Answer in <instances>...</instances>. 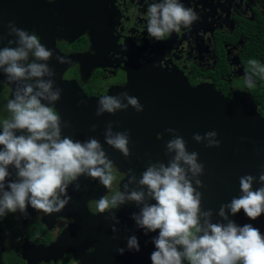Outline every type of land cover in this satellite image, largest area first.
I'll use <instances>...</instances> for the list:
<instances>
[{
  "label": "flooded vegetation",
  "instance_id": "obj_1",
  "mask_svg": "<svg viewBox=\"0 0 264 264\" xmlns=\"http://www.w3.org/2000/svg\"><path fill=\"white\" fill-rule=\"evenodd\" d=\"M158 2L160 0H27L30 12L27 30L35 31L41 43L53 52L47 63L55 72L54 88L62 92L60 100L51 106L61 117L62 136L85 141L88 137H79L78 129L84 132L93 129L88 119L97 116L98 102L84 100L81 93L100 99L111 90L128 85L131 78L144 77L151 69L148 66L181 75L191 88L199 87L201 93L212 88L226 99H237L247 109V116L254 115L255 109L264 120V74L255 73L249 64L254 60L264 66V0H179L197 18L192 25H182L179 31L166 33L159 41L147 31L148 8ZM71 55L77 56L76 61L69 62ZM57 56L66 62L59 63ZM248 76L253 79L252 87L247 84ZM15 87L0 78V128L3 120L11 119L7 103L14 98ZM121 103L126 104L127 100L121 98ZM125 113L126 110H122L98 117H105L107 126L112 124L113 132L119 117V132H125L122 121ZM256 134L260 138L236 140L235 158L243 156L246 142L264 144L263 124ZM101 145L112 163L111 187L106 188L98 179L81 176L69 186L67 192L71 200L61 211L46 213L28 206L24 212L17 210L0 217V264H80L85 256L95 264L98 240L114 246L106 251L107 257L114 255L117 248H123L124 254L119 255L121 260L126 258L127 220L133 221L131 216L138 212V207L126 203L116 210L110 207L100 213L97 204L101 197L111 200L113 195L123 191L128 174L139 176L147 164L141 163L142 172L138 173V154L128 159L105 142ZM260 162L264 164V158ZM9 171L10 179H15V170L10 167ZM204 179L208 182H203L201 189L214 199L213 222L226 223L217 213L222 204L241 194L239 181L216 185L219 179ZM75 183L80 184L79 191L74 190ZM260 186L258 183L257 188ZM135 187L130 185V189ZM102 214V219L97 217ZM112 214L119 223L110 219ZM237 215V220L229 218L238 225L246 224L243 210ZM247 223L256 226L252 220ZM100 224L103 225L102 235L98 232ZM113 225L118 230L116 233L112 231ZM103 260V256H98L99 263Z\"/></svg>",
  "mask_w": 264,
  "mask_h": 264
},
{
  "label": "clouds",
  "instance_id": "obj_2",
  "mask_svg": "<svg viewBox=\"0 0 264 264\" xmlns=\"http://www.w3.org/2000/svg\"><path fill=\"white\" fill-rule=\"evenodd\" d=\"M148 16V34L158 41L166 33L179 31L182 25H192L197 18L179 0L151 4ZM8 28V35L15 37L8 43L16 46L0 48V71L16 87L14 98L7 103L11 119L3 120L0 128V217L17 210L24 212L28 206L46 213L59 212L71 200L69 186L81 176L98 179L110 188L114 180L112 163L96 138L79 141L62 136L61 117L51 106L60 100L62 92L54 88L55 72L47 63L53 52L41 43L35 31L29 33L12 22ZM56 59L61 64L66 62L60 56ZM249 64L255 73L264 74V66L254 60ZM246 79L252 87V77ZM121 98L127 103H121ZM129 106L138 113L143 111L138 98L127 92L102 96L96 114H115ZM167 132L173 136L166 143V154L170 156L167 163L150 162L139 176L128 174L124 190L111 200L101 197L98 211L105 213L110 207L116 210L126 203H134L139 208L131 216L136 226L145 235L158 232L151 240L152 264H184V261L188 264H264V235L260 229L251 223L238 225L229 218L241 210L252 221L264 215V171L258 178L240 177L241 194L222 204L217 213L226 223L213 222V211H202V193L197 190L204 186L199 179L204 173L203 164L198 162L199 154L190 153L185 140L174 129ZM216 136V132H207L204 136L194 134L193 139L198 143L207 141L206 147H219ZM104 138L107 145L125 158L130 156L128 132H113L109 124ZM10 167L15 170V179H10ZM261 168L264 169V164ZM255 182L261 186L253 190ZM130 185L136 187L130 189ZM80 187L75 183L74 190L79 191ZM110 219L119 223L114 214ZM112 231H118L114 225ZM127 249L140 251L135 235L128 238ZM117 252L123 255L125 249L119 248Z\"/></svg>",
  "mask_w": 264,
  "mask_h": 264
},
{
  "label": "water",
  "instance_id": "obj_3",
  "mask_svg": "<svg viewBox=\"0 0 264 264\" xmlns=\"http://www.w3.org/2000/svg\"><path fill=\"white\" fill-rule=\"evenodd\" d=\"M26 3L27 0H10V2L9 0H0V36H3L0 48L16 46L8 43L12 38L15 39L8 35L10 22L14 23L16 27L28 31L30 12L27 11ZM76 58L77 56L71 55L68 60L74 62ZM148 67L151 69L145 72L144 77L131 78L128 85L123 88H115L107 95L117 96L121 92H127L130 96L138 98L139 103L143 106V111L139 113L129 106L125 116L122 117V121L125 122V132L129 133L131 154L128 159L135 158V155L138 154V173L142 172L141 163L147 165L150 162L167 163L170 159V156L166 154V143L173 138L172 134L167 132V129L171 128L185 140L190 153L197 152L199 154L198 162L204 166V173L199 177L202 182H208L204 177L219 179L220 181H213L216 185L224 183V181L238 182L239 178L244 175L258 178L264 171L260 162L264 158V144L246 142V148L241 158L234 157L233 148L236 140L240 137L260 138L256 134L259 125H264L260 114L254 109V115L247 116V109H244L237 99H226L212 88L201 93L199 87L191 88L187 81L177 73L153 66ZM2 77L7 81L6 76L0 71V78ZM81 95L84 100L90 103H96L99 100L95 97H87L82 93ZM88 121L91 128L95 125V130L84 132L83 129H78L79 137H93L104 144L107 119L93 116ZM80 127L83 126L80 125ZM115 132H119V117H117ZM207 132L217 133L216 139L220 142L219 147H206L207 141L198 143L193 139L194 134L204 136ZM232 159L236 162L234 163ZM257 184L258 182L253 184V190L257 188ZM197 190L202 193V210L215 209L212 205L214 199L208 197V192H203L201 188ZM97 217L102 219L103 214ZM230 217H236L237 220L238 215H230ZM244 219L246 223L250 222L246 215ZM254 223L255 227L259 228L261 234L264 235V215L254 220ZM100 227L98 232L102 235L103 225L100 224ZM123 231L124 226L122 227ZM126 233L127 239L132 235L138 238L139 252L128 250L126 258H122V260L118 252L107 257L106 251L109 248L113 249L114 246L98 240L96 247L99 249V253L96 254L94 263H99L98 256L101 255L104 257L102 264H152L150 254L154 251V245L151 240L158 232L145 235L134 221L127 220ZM92 263L93 260L90 262L85 256L80 264Z\"/></svg>",
  "mask_w": 264,
  "mask_h": 264
}]
</instances>
